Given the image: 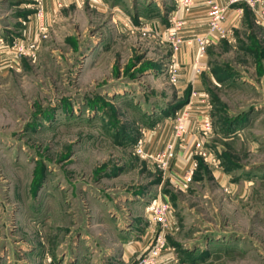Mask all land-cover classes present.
Wrapping results in <instances>:
<instances>
[{
    "label": "rangeland",
    "instance_id": "rangeland-1",
    "mask_svg": "<svg viewBox=\"0 0 264 264\" xmlns=\"http://www.w3.org/2000/svg\"><path fill=\"white\" fill-rule=\"evenodd\" d=\"M174 5L57 0L47 16L46 0H0L1 264L7 246L16 259L38 246L63 261L86 235L113 245L134 216L128 233L140 237L150 221L153 243L161 225L146 206L159 193L175 223L155 264H264V26L248 10L246 26L201 60L211 155H194L175 181L135 151L175 98L161 34ZM27 37L37 49L20 56L14 45Z\"/></svg>",
    "mask_w": 264,
    "mask_h": 264
},
{
    "label": "crops",
    "instance_id": "crops-1",
    "mask_svg": "<svg viewBox=\"0 0 264 264\" xmlns=\"http://www.w3.org/2000/svg\"><path fill=\"white\" fill-rule=\"evenodd\" d=\"M56 1L57 0H46L47 16H50L53 8H55ZM219 1L224 4L228 2L227 0ZM174 4L173 10L169 14L170 25L168 27L166 24L161 26L162 38L168 40L169 29L173 24L172 21L178 19L182 21L181 34L184 42L181 45L182 49L180 52L176 53L173 58L175 61L174 67L177 70L176 79L174 81L175 96L173 97L175 98L167 101L170 103L169 105L174 104V102L179 103L183 100L185 103L177 107L174 113L163 115V117H165L162 126L145 129L140 137L142 136L144 139V149L147 153L154 154L164 150L168 142L172 141L174 137L176 114L178 112L187 111V124L190 131L185 140H179L177 142L176 155L169 167V170L172 173V175H170L171 178L177 181V177L187 179L188 173H190V168L195 165L196 157L191 156L190 151L192 147H194L193 144L197 139H206L207 136L204 137L203 126L204 122L208 118H211L212 114L210 104L211 98H209L206 81L203 75L205 63L204 61H197L199 45L195 40V36L205 31L207 28L208 6L205 3V0H201L191 9V11H186L184 8H179L175 0ZM247 7L251 10L253 19L256 22L253 10L245 2L231 4L229 7L226 25L234 29L235 35L246 26ZM36 25L38 26V23H36ZM35 28L34 23L31 30L33 31ZM219 41L220 40H216L212 44ZM170 60L171 62H169ZM173 60L172 58H169L167 64L168 67L172 64ZM198 68L200 71H198ZM169 105L167 104V106ZM144 216L149 217L146 212ZM140 220L141 219L134 216L131 218V222L128 224L129 226L120 227L117 237L113 240V245L105 246L100 243L99 240L91 239L86 235L85 238H82L81 245L75 243L76 245L82 246V249L76 247L75 251L67 250L65 254L66 257L63 261H61V259L56 260L52 258L49 253L43 252L38 246L26 248V251H22L16 259L15 256H12L13 254H11V247L7 246L5 248L7 253L6 256H4L3 264H126L132 262L135 259V256L137 258V254L142 251L143 247L146 246L147 248L152 244L150 234L152 228L150 226V221H146L145 227L141 229L142 233L140 237H138V235H131L129 234L130 232L128 233L130 230L137 229ZM138 251L140 252L138 253ZM162 254L163 252H161L158 261L161 257L160 261H163L164 256ZM15 260L17 263H13Z\"/></svg>",
    "mask_w": 264,
    "mask_h": 264
},
{
    "label": "built area",
    "instance_id": "built-area-1",
    "mask_svg": "<svg viewBox=\"0 0 264 264\" xmlns=\"http://www.w3.org/2000/svg\"><path fill=\"white\" fill-rule=\"evenodd\" d=\"M176 4L179 8H184L186 11H191V9L201 0H175ZM226 4L221 3L219 0H205V3L208 6L207 16H208V25L205 31L197 34L195 36V40L198 42L199 50L197 61L201 62L202 58H204L207 54V49L210 44H212L216 40L222 39H231L234 38L235 33L232 27H228L226 25V21L228 19V11L231 4L245 2L250 8L253 10L256 22L264 25V0H227ZM173 24L169 29V37L168 40L171 42L173 48V57L176 53L180 52L181 45L184 42L182 36V21L181 20H173ZM45 29H47L44 25L43 14L41 13V19L39 22V32L38 35H44ZM38 38L29 39L28 37L23 40V42H18V44L14 45V49L17 54L20 56H27L35 53L37 49ZM174 60L172 64L168 67V75L171 81H175L176 79V68L174 67ZM198 71L199 68H198ZM187 111L178 112L176 114V121L174 125L175 129V137L172 141L168 142L166 148L162 151H159L154 154H149L144 149V139L141 137L138 138V141L135 144V151L143 156V157H151L159 165H161L164 169H168L171 166L172 161L176 155V144L177 142L185 140L189 130L187 124ZM212 130V121L211 118H208L204 122L203 133L204 137L208 136V134ZM192 147L190 154L194 156L196 154L203 156H210L211 150L205 144L204 139H197ZM191 172V171H190ZM186 185V184H185ZM172 204L165 199L161 193L157 194L151 201L148 202L146 206V212L150 215H153L154 218L159 222L161 228L159 230L158 235L154 238L152 247L145 253L142 259L139 260L136 264H155L157 258L160 256L163 247L166 243L165 234L166 231H169L174 226L172 220Z\"/></svg>",
    "mask_w": 264,
    "mask_h": 264
},
{
    "label": "trees",
    "instance_id": "trees-1",
    "mask_svg": "<svg viewBox=\"0 0 264 264\" xmlns=\"http://www.w3.org/2000/svg\"><path fill=\"white\" fill-rule=\"evenodd\" d=\"M247 10H248L247 11L248 13H251V10H249L248 8H247ZM184 103H185L184 100L183 101H180L177 104H172V105L167 106L166 108H162L161 111H162V113H164V115H169L170 113H174V111L176 110V108L179 107V106H181V105H183ZM196 259H197V257H194L193 258V260H196ZM181 262L182 263H186L187 261L186 260H183Z\"/></svg>",
    "mask_w": 264,
    "mask_h": 264
}]
</instances>
